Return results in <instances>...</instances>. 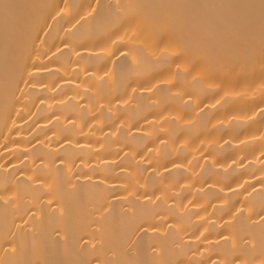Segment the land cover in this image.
Instances as JSON below:
<instances>
[{
    "label": "bare ground",
    "instance_id": "bare-ground-1",
    "mask_svg": "<svg viewBox=\"0 0 264 264\" xmlns=\"http://www.w3.org/2000/svg\"><path fill=\"white\" fill-rule=\"evenodd\" d=\"M0 264H264V0H0Z\"/></svg>",
    "mask_w": 264,
    "mask_h": 264
}]
</instances>
